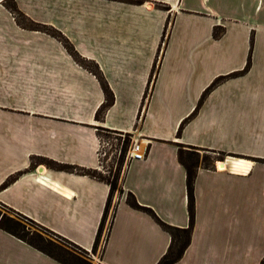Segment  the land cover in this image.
Segmentation results:
<instances>
[{
	"label": "crops",
	"instance_id": "obj_1",
	"mask_svg": "<svg viewBox=\"0 0 264 264\" xmlns=\"http://www.w3.org/2000/svg\"><path fill=\"white\" fill-rule=\"evenodd\" d=\"M143 1L15 0L30 20L61 32L97 65L114 97L100 120L105 100L96 77L51 36L20 27L0 1V186L16 176L0 189V204L92 252L109 185L60 167L95 170L98 128L132 134L146 158L119 178L123 192L112 196L99 262L157 264L171 238L126 196L187 228L178 148L194 147L211 158L197 169L190 244L175 264H261L264 0ZM250 51L249 70L217 85L177 136L205 89L241 72ZM0 264L59 263L0 230Z\"/></svg>",
	"mask_w": 264,
	"mask_h": 264
},
{
	"label": "trees",
	"instance_id": "obj_2",
	"mask_svg": "<svg viewBox=\"0 0 264 264\" xmlns=\"http://www.w3.org/2000/svg\"><path fill=\"white\" fill-rule=\"evenodd\" d=\"M4 1H12V0H4ZM130 2H133L134 4H138V5L143 3L142 0H132V1L130 0ZM4 6L12 14L22 16V14L20 13V11L18 10V8L14 3L12 4V6H8V7L6 5ZM17 23L21 25V23H19L18 20ZM31 28L32 30L47 32L50 36L58 40L76 63H78L80 66H82L84 69H86L96 77L103 91L104 100H105L104 104L100 107V109H98L95 115L96 119L100 120L102 118V115L105 113V111L112 106L114 102V97L106 81L104 80L101 72L99 71L97 65L91 62V64L94 67V70L91 69L89 66H87L86 62H84V60L78 55L74 47L58 31L54 29H47L42 27L40 29H36V26L35 28L34 27ZM214 36L219 37L220 34H215ZM250 61H251V51L249 52L247 63L241 72L229 74L223 77H218L205 89L194 111L186 119H184L179 125L177 130V136H180L181 131L184 128L185 124L197 114L200 106L202 105L208 94L224 80L246 73L250 68ZM153 74H154V68L152 70V75ZM190 150L191 151H187L190 152L189 159H186L184 157V155L186 154L184 146L179 145L178 148V160L186 171V191H187L188 215H189V224L187 228L173 227L164 223L151 209L140 206L132 194L129 193L126 196V203L129 207L148 214L159 225V227L162 230H164L169 234L171 238L170 246L166 254L160 259V261L157 264H175L182 258L185 250L190 244V239L194 224V181L198 167L201 165L207 168L210 164V162L206 161V158H202V160L200 159L197 148L190 147ZM45 164L49 167L55 166L54 163L49 160H46ZM60 168L67 172H76L78 174L87 175L96 178L109 185L110 188L109 196L106 202V206L103 212V216L92 249V252H95L98 247L102 232L104 230L105 220L107 218L109 209L111 207L112 196L114 192H118L119 194H122V189L118 186V175H115L113 179L110 181L108 179L96 176L94 171H86L72 166H61ZM15 179L16 176L10 177L0 186V189H4L7 186H9ZM0 205L13 212L16 216L21 217L26 221L30 222L32 225L36 226L40 231L25 232L24 226H22L21 222L18 219L14 217L6 216L5 214L0 215V230L24 242L28 246L34 248L40 253L58 262L59 264H92L91 260L88 257V252L85 251L84 249L52 233L51 231L39 226L38 224L34 223L32 220L18 214L12 209L5 207L2 204ZM261 264H264V260H262Z\"/></svg>",
	"mask_w": 264,
	"mask_h": 264
},
{
	"label": "built area",
	"instance_id": "obj_3",
	"mask_svg": "<svg viewBox=\"0 0 264 264\" xmlns=\"http://www.w3.org/2000/svg\"><path fill=\"white\" fill-rule=\"evenodd\" d=\"M97 140L95 158L96 171L109 175L112 170L118 171L123 167V173L132 161H143L147 149L135 140L132 134L122 131H101Z\"/></svg>",
	"mask_w": 264,
	"mask_h": 264
},
{
	"label": "rangeland",
	"instance_id": "obj_4",
	"mask_svg": "<svg viewBox=\"0 0 264 264\" xmlns=\"http://www.w3.org/2000/svg\"><path fill=\"white\" fill-rule=\"evenodd\" d=\"M0 1H3V0H0ZM111 1H118V2H123V3H127V4H134L133 2H130V0H111ZM132 1V0H131ZM143 1V0H142ZM3 4V6L4 5H6L7 7L8 6H12V4L14 3L15 5H16V3H15V0H12V1H4V2H2ZM143 3H144V1H143ZM142 3V4H143ZM134 5H138V4H134ZM141 5V4H140ZM157 6V5H156ZM5 7V6H4ZM17 7V6H16ZM158 8H161V9H165V8H163V7H161L160 5H158ZM20 11V10H19ZM10 12V11H9ZM11 13V12H10ZM20 13L22 14V16H18V15H14V14H12V16L14 17V19H15V22L17 23V20L19 21V23H21V25L20 24H18L20 27H22V28H25V29H28V30H32V28L31 27H34L35 28V26H36V29H40L41 27L42 28H47V29H54V28H52V27H47V26H44V25H41V24H38V23H35V22H33L32 20H30L27 16H25L21 11H20ZM17 19V20H16ZM54 30H56V29H54ZM34 31H38V30H34ZM56 31H58V30H56ZM39 32H42V31H39ZM59 32V31H58ZM43 33H46L47 35H49L47 32H43ZM60 34H62L61 32H59ZM50 36V35H49ZM62 36L63 37H65L63 34H62ZM166 36H167V30H165L164 31V35H163V37H162V41H161V43H160V47H159V53H161V50L163 49V47H164V44H165V42H166ZM52 37V36H51ZM52 38H54V37H52ZM66 38V37H65ZM55 39V38H54ZM67 39V38H66ZM56 40V39H55ZM68 40V39H67ZM58 41V40H57ZM59 42V41H58ZM68 42H69V40H68ZM60 43V42H59ZM70 43V42H69ZM61 44V43H60ZM71 44V43H70ZM62 45V44H61ZM63 46V45H62ZM64 48V47H63ZM65 49V48H64ZM76 51V50H75ZM67 52V51H66ZM79 55V54H78ZM80 56V55H79ZM81 57V56H80ZM159 57L160 56H158L157 57V61H156V63H155V67H154V75H155V71H156V66H157V64H158V62H159ZM82 58V57H81ZM83 59V58H82ZM84 60V62H86V65L87 66H89L91 69H93L94 70V67H93V65L91 64V62H89V61H87V60H85V59H83ZM148 95V94H147ZM147 95H146V99L145 100H147ZM104 130H108V129H105V128H98V131H97V140H98V138H99V135H102V132L101 131H104ZM128 135H130V134H128ZM187 151H191V150H188V149H185V155H184V157L186 158V159H189V153L190 152H187ZM199 157H200V159L202 160V158H206V161L207 162H210V158H211V156H209V155H206V154H204V153H200L199 152ZM219 158V162H221L222 160H224V157L223 156H219L218 157ZM96 166H97V163H96V165H95V170H94V172H95V174H96V176H99V177H101V178H105V179H108V180H112L113 179V177L115 176V175H118V184H119V178H120V176H122V174H123V167H121V169H119L118 171H116V172H114V170H112L111 171V173L109 174V175H103L102 173H100V172H98V171H96ZM220 166V165H219ZM123 192V191H122ZM116 193H118V192H116ZM113 202V201H112ZM112 202H111V206H112ZM2 214H5L6 216H9V217H14V218H16V219H18L20 222H21V224H22V226H24V231L25 232H27V231H30V232H33V231H40L36 226H34V225H32L30 222H28V221H26L25 219H23V218H21V217H18V216H16L13 212H11L10 210H8V209H6V208H4L3 206H1L0 205V215H2ZM111 216H112V210L110 211V213L108 214V220H107V223H106V225H105V228H104V230H103V235L101 236V238H100V241H99V244H98V247H97V249H96V251L95 252H88V257H89V259L91 260V263L92 264H100V262H99V260H100V256H101V252H102V248H103V244H104V241H105V237H106V234H107V230H108V227H109V224H110V221H111ZM46 235V234H45ZM47 236V235H46ZM13 237V236H12Z\"/></svg>",
	"mask_w": 264,
	"mask_h": 264
},
{
	"label": "bare ground",
	"instance_id": "obj_5",
	"mask_svg": "<svg viewBox=\"0 0 264 264\" xmlns=\"http://www.w3.org/2000/svg\"><path fill=\"white\" fill-rule=\"evenodd\" d=\"M236 165L241 167L242 169L246 170V168L250 166V163L249 162H245V161H238L236 163ZM223 167H224V164L222 163L220 166H218V169L222 170Z\"/></svg>",
	"mask_w": 264,
	"mask_h": 264
}]
</instances>
